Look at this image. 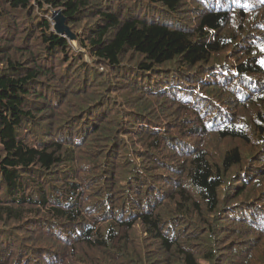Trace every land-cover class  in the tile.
I'll use <instances>...</instances> for the list:
<instances>
[{
	"label": "trees",
	"instance_id": "trees-1",
	"mask_svg": "<svg viewBox=\"0 0 264 264\" xmlns=\"http://www.w3.org/2000/svg\"><path fill=\"white\" fill-rule=\"evenodd\" d=\"M236 260L264 264V0H0V264Z\"/></svg>",
	"mask_w": 264,
	"mask_h": 264
},
{
	"label": "water",
	"instance_id": "water-1",
	"mask_svg": "<svg viewBox=\"0 0 264 264\" xmlns=\"http://www.w3.org/2000/svg\"><path fill=\"white\" fill-rule=\"evenodd\" d=\"M51 18H52L53 27H54L55 32H57L59 34H64L71 41L75 40V35L65 25L64 16L59 10L53 11V15Z\"/></svg>",
	"mask_w": 264,
	"mask_h": 264
},
{
	"label": "rangeland",
	"instance_id": "rangeland-1",
	"mask_svg": "<svg viewBox=\"0 0 264 264\" xmlns=\"http://www.w3.org/2000/svg\"><path fill=\"white\" fill-rule=\"evenodd\" d=\"M156 3H154V2H152V5H155ZM50 20L52 21V18H50ZM53 23V22H52ZM72 45L73 46H75V41H72ZM229 143H230V140L229 139H227L225 142H223L222 143V146L224 145V146H228L229 145ZM234 143V142H233ZM216 145V147H219L220 146V144H215ZM235 145V144H234ZM255 156H257V155H255ZM236 175V174H235ZM234 178L236 177V176H233ZM235 264H237V260H236V262H235Z\"/></svg>",
	"mask_w": 264,
	"mask_h": 264
},
{
	"label": "bare ground",
	"instance_id": "bare-ground-1",
	"mask_svg": "<svg viewBox=\"0 0 264 264\" xmlns=\"http://www.w3.org/2000/svg\"><path fill=\"white\" fill-rule=\"evenodd\" d=\"M181 94V93H180Z\"/></svg>",
	"mask_w": 264,
	"mask_h": 264
}]
</instances>
